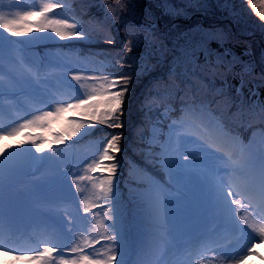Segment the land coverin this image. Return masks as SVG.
<instances>
[{"label": "snow or ice", "instance_id": "snow-or-ice-1", "mask_svg": "<svg viewBox=\"0 0 264 264\" xmlns=\"http://www.w3.org/2000/svg\"><path fill=\"white\" fill-rule=\"evenodd\" d=\"M248 5L264 21V0H259V8L254 0H248ZM66 7L65 0H44L38 7L14 14L0 12V29L10 36L29 37V41L21 43L36 39H87L78 21L62 18L59 14L58 10ZM33 31L46 35L33 37ZM108 43L112 41L109 39ZM128 44L127 51H131L132 41L129 40ZM7 60L6 67L4 39L0 38V115L5 111V104L16 110L21 96L36 107L31 118H23L11 127L0 124V253L12 257V264L17 261L24 264H126L123 257L128 232L115 180L122 133L113 134L102 142V150L86 165L83 175L61 171L60 160L66 149L60 146L78 135L93 134L97 125L123 128L121 117L131 77L118 74L72 75L71 79L84 91L65 98L62 83L51 84L50 75L54 74L46 71L63 66L58 62L59 57L41 56L39 60H33L25 54L21 58L9 55ZM17 64L23 65V71L17 70ZM212 67L215 75L222 78L221 86L213 88L215 96L231 100L243 112L245 102L240 97L249 81L242 75L239 85H233L225 75L231 70L230 65L223 71L219 66ZM245 74L250 75L251 70H246ZM56 79L59 81L60 78ZM88 82H92L91 87ZM233 88L235 96H229L226 89ZM254 94V89H249L248 100ZM214 103H218L215 98L185 104L169 125V135L159 145V151L149 153V159L160 170L161 179L148 178V187L140 193V201L147 235L154 239L155 251L152 259L138 264H181L168 259L170 254L177 253L184 257L182 264H243L249 256L259 255L257 244H264V150L258 155L253 154L248 146L238 141L223 121L212 114L211 105ZM254 104L253 101L247 107L252 109ZM259 109L264 115V103L259 105ZM37 132L41 134H35ZM9 140L13 143L9 144ZM188 144L199 145V157L186 149ZM237 144L240 145L239 154L236 152ZM25 145L30 147L25 148ZM13 148L28 154L30 171H26L23 163L15 158L21 153L12 152ZM206 161L211 162L209 167H199ZM96 173L103 177L99 183H96ZM68 176H72L70 183ZM85 181L95 191L93 196L80 201L82 212L93 213L97 217L95 226L102 230L101 238L109 242L107 247L95 249L100 241L89 239L83 230L77 228V222L80 219L87 221V215L45 216L38 228L42 239L38 241L37 248L13 246L10 238L5 237L6 203L10 216L19 209L21 200L38 207L60 208L75 200L73 186L76 193L84 191L81 183ZM193 186L197 193L198 215L211 217L217 222L211 237L203 236L192 228L183 232L177 229L179 219L189 212L184 194ZM95 208L104 209L102 218L100 213L93 211ZM104 221L110 223L105 224ZM77 232H80L79 236L75 235ZM230 233L249 241L246 252L238 254L232 251L229 247L231 240L228 239ZM260 258L264 259V256ZM0 264H5L4 259H0Z\"/></svg>", "mask_w": 264, "mask_h": 264}, {"label": "rangeland", "instance_id": "rangeland-1", "mask_svg": "<svg viewBox=\"0 0 264 264\" xmlns=\"http://www.w3.org/2000/svg\"><path fill=\"white\" fill-rule=\"evenodd\" d=\"M43 2L44 0H0V12L5 15L14 14L16 11L38 7ZM254 2L259 8V0ZM65 3L67 7L58 10L59 14L62 18L81 23V28L88 38L72 41H62L59 38L36 39L21 43L29 41V37L10 36L0 29V38L4 39L6 67L9 55L21 58L27 54L33 60H39L41 56L50 59L59 57L58 62L63 66L46 71L54 74L50 75L51 84L62 83V91L67 98L69 95L74 96L78 91H84L79 89V85L71 76L108 74L102 65L103 59L112 60V46L108 40L114 43L124 41L123 60L129 70L132 69L138 74L134 84L136 87H141L142 83L146 85V91L140 99L142 105L163 108V103H169V100H173V103L180 102V106L176 108L178 111L174 116L170 115L166 122V136L158 135L159 129L154 124L151 127L152 138L148 141L145 130L141 131V122L147 120L142 116L144 107L140 108L141 118H128L121 132L117 133L130 138L128 144L123 145L121 152L117 154L118 167L115 177L119 206L128 232L123 259L126 264L146 262L152 259L155 241L147 235L140 193L148 187L149 177L161 179L159 168L149 159V148L157 144L159 151V145L169 135V125L177 118L185 104L207 102L215 98L218 103L211 105L212 114L223 121L238 141L244 140L243 144L248 146L250 152L258 155L264 150V115L259 109V105L264 103V21L255 15L248 5V0H65ZM10 5L14 7L10 8ZM153 20H156V23H152ZM45 35L35 31L31 33L33 37ZM129 40L132 41L131 51H127ZM81 49L84 51L82 57L79 55ZM227 65L231 66V70L225 75L231 84L239 85L242 75L249 81L240 97V100L245 102L243 112H240L238 105L233 104L231 100L215 96L213 92V88L221 86L222 78L215 75V68L212 66H219L223 71ZM16 68L23 71L22 64H17ZM248 69L251 70L250 75L245 74ZM56 77L60 78L59 81ZM68 85L72 87L69 88ZM88 86L91 87L92 82H88ZM249 89H254L255 93L251 100H248ZM156 90L159 91L154 92ZM226 91L229 96H235L234 88ZM128 92L137 98L138 91L135 92V87H129ZM253 101L255 104L249 109L247 105ZM17 102H20V106L17 105L16 110L9 109L5 104V111L0 115V124L11 127L23 118H31V115L35 114L36 106L28 103L25 97H19ZM129 104L132 105L127 100L126 109ZM16 114L18 115L14 116ZM123 117L125 113L121 118ZM137 120L141 122L135 125ZM66 126L65 123L64 127ZM109 130L114 129L97 125L93 134L78 135L68 144L61 145L62 149H66L64 157L60 160L61 171L85 174L86 165L102 150V142H106L113 135ZM140 131L141 138L135 142L133 132L138 135ZM8 142L13 143L11 140ZM24 147L29 148L30 145ZM198 147L197 144L186 145V149L195 152L197 157L200 156ZM239 150L240 145L237 144V154ZM11 151L21 153L17 148ZM15 158L23 163L26 171H30V157L27 153H21ZM210 163L206 161L199 167L207 168ZM95 175L96 183H99L103 177L99 173ZM71 179L72 176L67 177L69 183ZM81 187L84 191L76 193L73 186L75 200L60 208L38 207L27 200H21L19 209L10 216L6 203V231L30 233L38 237V228L45 216L59 218L61 214L65 217L68 214L87 215V221L80 219L77 228L83 230V234L89 239L100 241L95 245V249L107 247L109 242L101 238L103 232L95 226L97 217L93 213L84 214L80 204L82 199L93 196L95 190L87 181L82 182ZM196 195L194 186L184 194V201L189 204V212L179 219L177 229L183 232L186 228H192L203 236L211 237L217 228V222L211 217L198 215ZM93 211L100 213V218L103 217V208H95ZM75 235L79 236L80 232ZM228 239L231 240L229 247L232 251L238 254L246 252L249 241L245 237L230 233ZM87 251L91 252L92 249ZM256 251L259 255L249 256L243 264H264V259L260 258L264 256V244H257ZM180 257L184 258L179 253L170 254L168 259L173 262L180 261L182 264L183 259Z\"/></svg>", "mask_w": 264, "mask_h": 264}, {"label": "trees", "instance_id": "trees-1", "mask_svg": "<svg viewBox=\"0 0 264 264\" xmlns=\"http://www.w3.org/2000/svg\"><path fill=\"white\" fill-rule=\"evenodd\" d=\"M76 3V1H73ZM157 10V9H155ZM86 16V15H85ZM152 23H156V20H153ZM81 24V23H80ZM88 36V35H87ZM94 37H97L94 35ZM81 43V42H80ZM111 51H112V60L111 61H106L103 59L102 65L103 69L108 72V74H118V75H123V76H129L131 77L129 84L127 87H135V92H137V98L133 97V95L129 92H127L125 96V106H124V113L125 117L121 118V122L124 125V122H128V118H141V112L140 108L143 109V119H147L146 122H141L140 120H137L135 125L141 122L142 124V130H145L144 134L146 135L148 141L150 140L151 135L153 134V130L151 127L156 124V127L159 129L158 131L160 133H164L166 131V122L168 121V118L171 116L175 115V110L176 108L179 107L180 102L177 101L176 103H173V100H169V103L164 102L163 103V108L157 107V106H152V107H145V105H142L141 102V97L144 95L146 91V85L144 83L141 84V87H136L134 82L138 79V74L132 70H129L128 65L125 64V61L123 60V53L125 51L124 49V41H118V42H113L111 43ZM84 51L81 49L79 52V55L82 57ZM98 56V55H97ZM149 81V79H147ZM149 85V84H148ZM147 85V86H148ZM179 86L177 87V89ZM159 90H156L154 92H158ZM129 100L131 102V106L129 104L128 109H126V102ZM140 104L142 106H140ZM149 104H147L148 106ZM175 109V110H174ZM149 119V120H148ZM124 127V126H123ZM122 128H116L114 130H109L111 134H117L121 132ZM138 133V135H135L133 132V135L135 137V142L140 140L142 133ZM94 135L100 136V133H94ZM108 137L107 135H104ZM130 141V138H127L126 135L122 136V139L120 140V147L123 145H127ZM138 146V145H137ZM140 147V146H139ZM151 151H154L153 147L149 148ZM158 151V150H156Z\"/></svg>", "mask_w": 264, "mask_h": 264}, {"label": "bare ground", "instance_id": "bare-ground-1", "mask_svg": "<svg viewBox=\"0 0 264 264\" xmlns=\"http://www.w3.org/2000/svg\"><path fill=\"white\" fill-rule=\"evenodd\" d=\"M0 259H4L5 263H12V257H5L3 253H0ZM16 264H19V261H17Z\"/></svg>", "mask_w": 264, "mask_h": 264}]
</instances>
